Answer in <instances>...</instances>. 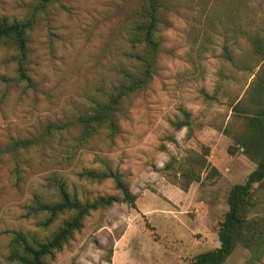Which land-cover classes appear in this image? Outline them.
Here are the masks:
<instances>
[{"label": "rangeland", "instance_id": "1", "mask_svg": "<svg viewBox=\"0 0 264 264\" xmlns=\"http://www.w3.org/2000/svg\"><path fill=\"white\" fill-rule=\"evenodd\" d=\"M140 4L53 0L29 33L23 61L30 83L20 79L17 51L0 45V264H16L9 260L12 232L45 239L68 218L42 229L43 217H27L35 195L57 199L48 188L52 175L82 201L119 195L111 180L80 177L107 164L125 179L135 206L118 203L92 212L50 264H191L219 248L230 190L257 167L234 135L243 131L244 114L255 104L252 88L264 58L252 40L264 43V0H165L151 83L123 101L114 139L101 129L78 148V118L136 68L127 38ZM34 5L0 0V18L24 19ZM183 111L190 126L177 130L173 123L184 121ZM49 123L71 126L31 149L8 151L14 141L42 134ZM232 146L238 147L235 154ZM205 148L209 168L191 182L181 172ZM211 168L219 174L207 177ZM255 212L264 214V199ZM247 257L238 246L224 264H245Z\"/></svg>", "mask_w": 264, "mask_h": 264}, {"label": "trees", "instance_id": "2", "mask_svg": "<svg viewBox=\"0 0 264 264\" xmlns=\"http://www.w3.org/2000/svg\"><path fill=\"white\" fill-rule=\"evenodd\" d=\"M31 16L24 19L9 17L0 18V45L12 46L21 57L18 66L20 79L30 83L28 69L24 65V58L28 54L29 33L40 13L47 10L53 0H34ZM165 8V0H141L131 27L128 32V43L134 50L131 59L136 68L133 72L126 71L124 80L119 83L106 97L105 101L97 102L91 111L78 118L75 125L80 128L78 148L86 145L105 129L109 139H114L120 133L118 114L125 99L146 89L153 79L161 41L159 28L160 15ZM252 47L256 54L264 58V43L259 38L252 40ZM227 56L229 52L226 50ZM23 61V62H22ZM252 103L254 107L244 114L243 131L234 135L236 144L242 147L257 162V167L242 184H236L228 196L229 210L219 227L220 246L217 249L198 255L191 264H224L234 253L238 246L248 251L245 264H261L264 258V214H258L255 209L264 199V60L254 87L252 88ZM242 103L236 105L242 113ZM184 121L174 124L177 130L190 126V115L183 111ZM69 123H49L42 134L35 138L18 140L11 143L8 151L18 152L31 149L48 141L54 133H61L70 129ZM238 151L237 146L229 149L231 154ZM209 149H204L202 155H191V165L181 174L191 182H199L203 170L209 168L207 157ZM219 174L217 169L211 168L207 177ZM16 184L21 182L19 169L15 171ZM91 182H104L111 180L119 195L101 196L93 201H82L76 193L68 190L66 181L57 174L52 175L48 181L49 189L56 193V200L45 199L35 195L31 204L27 206V217L41 216L39 223L42 229H48L61 216L68 215L60 227L51 236L45 239L31 237L23 232H12L10 243L11 252L9 260L16 264H50L63 248L72 240L83 226L84 221L92 212L107 209L118 203H127L135 206L136 196L128 187L122 175L114 171L110 165L103 170H85L80 174Z\"/></svg>", "mask_w": 264, "mask_h": 264}]
</instances>
